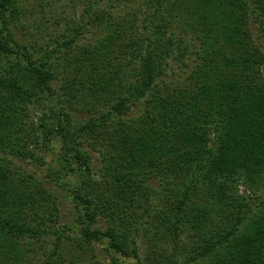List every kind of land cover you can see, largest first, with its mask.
<instances>
[{
    "label": "trees",
    "instance_id": "obj_1",
    "mask_svg": "<svg viewBox=\"0 0 264 264\" xmlns=\"http://www.w3.org/2000/svg\"><path fill=\"white\" fill-rule=\"evenodd\" d=\"M30 14L0 0V264L96 242L110 264H264V0H87L38 35Z\"/></svg>",
    "mask_w": 264,
    "mask_h": 264
},
{
    "label": "rangeland",
    "instance_id": "obj_2",
    "mask_svg": "<svg viewBox=\"0 0 264 264\" xmlns=\"http://www.w3.org/2000/svg\"><path fill=\"white\" fill-rule=\"evenodd\" d=\"M107 1L108 0H104V2ZM86 4H87V0H25V5H27L29 9L33 10V15L30 14L26 22L27 25L28 24L30 25L29 28L33 31V33L37 35L40 33V30H42L38 27L39 25H41L43 29L50 30L52 32L58 29L63 30L64 27L66 26L67 20L76 18V16L80 14L82 8H84ZM114 4L116 6L114 11L120 12L121 8L119 6V3L115 2ZM43 15H45L46 17L44 16L45 17L44 18ZM57 19L61 23L59 24L55 23ZM253 28L256 35L260 38L259 40L262 43L264 50V34L263 35L260 34L259 29L257 27V23L254 24ZM18 32H19V37H24L23 34L24 31L19 29ZM91 33L92 31L89 30L88 34L90 35ZM175 69H176L175 72H172V70L174 69H170L169 75L173 78H180L178 77V75L181 74V69L177 68V65H175ZM79 112L76 113L75 118L77 120L88 118V116L91 113L89 111H84L81 113ZM44 155L47 161L53 163L54 161L53 158L55 157L54 154H52L51 152H47ZM93 155L95 160V167H99L101 165L100 155L99 153L96 152H94ZM26 166L30 167L31 170L38 171L39 175L42 176H44V173L46 171L44 165H39V164L33 165L30 163L28 164L26 163ZM51 186L60 196V213L62 216L61 225L73 224L77 216L78 210L75 207L74 203L67 197V188L55 182H52ZM69 232H71L72 237H79V234L77 232H74L72 230ZM137 241L140 246V252L142 254L146 250L145 243L141 239V236L138 238ZM70 242H74V241L67 240L64 241V244L66 245L67 243L69 244ZM119 260H121L123 264H136L134 259H125L120 257ZM96 261L103 262L104 264H110L111 262L110 254L105 249V246L98 242L94 244V250L89 251L85 256V259H82V262L85 264H93Z\"/></svg>",
    "mask_w": 264,
    "mask_h": 264
}]
</instances>
